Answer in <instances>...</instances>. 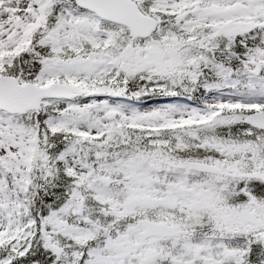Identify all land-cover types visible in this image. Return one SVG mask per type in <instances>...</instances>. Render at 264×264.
Wrapping results in <instances>:
<instances>
[{"label": "snow or ice", "instance_id": "6c2138e0", "mask_svg": "<svg viewBox=\"0 0 264 264\" xmlns=\"http://www.w3.org/2000/svg\"><path fill=\"white\" fill-rule=\"evenodd\" d=\"M0 264H264V0H0Z\"/></svg>", "mask_w": 264, "mask_h": 264}]
</instances>
